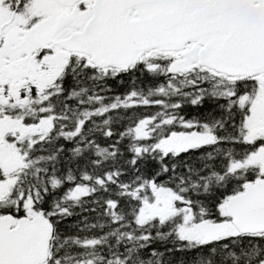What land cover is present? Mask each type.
I'll return each instance as SVG.
<instances>
[{
    "label": "snow or ice",
    "instance_id": "1",
    "mask_svg": "<svg viewBox=\"0 0 264 264\" xmlns=\"http://www.w3.org/2000/svg\"><path fill=\"white\" fill-rule=\"evenodd\" d=\"M0 264H264V0H0Z\"/></svg>",
    "mask_w": 264,
    "mask_h": 264
}]
</instances>
